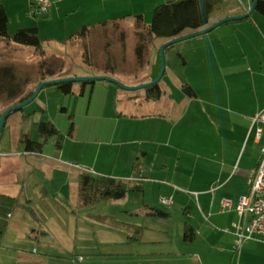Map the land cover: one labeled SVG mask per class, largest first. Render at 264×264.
<instances>
[{
	"label": "crops",
	"instance_id": "crops-1",
	"mask_svg": "<svg viewBox=\"0 0 264 264\" xmlns=\"http://www.w3.org/2000/svg\"><path fill=\"white\" fill-rule=\"evenodd\" d=\"M1 2L8 14L11 4ZM27 2L32 9L35 0ZM127 5V0H55L44 17H50L48 22L57 23L69 38L82 27H101L123 18L121 21L127 23V17L122 16L127 15ZM215 12L220 15L213 18ZM248 13L249 0H222L213 11L210 24L202 30L223 19ZM254 13L222 25H228L227 29H218L220 26L205 34L196 39L202 42L200 46L180 53L182 70L188 76L182 79L178 66L167 68L165 76L169 75V81L161 80L159 100H148L144 90L126 91L105 81L86 86L81 94V85L75 83L78 88L74 85L73 101L76 102V98L80 101L70 110L62 108L64 115L73 112L69 115L72 123L69 139L63 141L60 149L55 146L53 156L44 152L50 140L42 153H25L20 137L26 132L22 128L17 130V124L22 126L27 117L21 115L10 122V146L5 147L3 139L0 141V194L15 197L17 201L25 192L29 198L51 194L40 188L38 181L30 183L29 189L27 178L18 181L14 176L22 167L32 164L15 158L34 157L38 158L35 164L55 186L52 192L59 199H74L82 172L76 167L79 165L94 175L122 179L142 187L141 191L131 193L140 194L143 208L133 206L129 214L146 219L128 223L127 232L132 236H127L130 240L127 243L155 246L156 250L130 249L127 261L155 255L172 257L174 264H264V241H245L237 248L236 236L225 232L239 222L237 205L248 192L249 180L264 146V135L258 137V125L253 122L264 109V15ZM192 33L195 32L183 36ZM151 61L152 58L147 64ZM148 67L144 76L137 75L132 82L103 73L82 77L107 76L128 87H137L155 80V63ZM75 108H81L87 121L82 130L75 124L78 119ZM39 112L35 117L38 116L40 122L45 120L47 111ZM49 121L63 134L57 120ZM68 142L78 154L72 155L71 150L65 155ZM164 199H170L171 204L164 205ZM193 201L196 202L194 208ZM224 201H231V206L225 207ZM151 209L163 210L170 217L156 219L150 216ZM14 214L15 211L10 220ZM88 216L94 220L95 215ZM12 226L9 225L7 234L17 229L16 225ZM186 226L195 230L194 242L184 241ZM96 227H78L81 237H85L83 251L93 255L88 260L98 258L90 248L102 233ZM104 234L107 236L109 232L104 231ZM36 235L49 236L33 232L28 242ZM8 250L3 245L0 248V264H18V259ZM109 256L118 258L125 254L111 252ZM54 258L44 255L25 263L50 264ZM154 264L169 263L161 259Z\"/></svg>",
	"mask_w": 264,
	"mask_h": 264
},
{
	"label": "rangeland",
	"instance_id": "rangeland-1",
	"mask_svg": "<svg viewBox=\"0 0 264 264\" xmlns=\"http://www.w3.org/2000/svg\"><path fill=\"white\" fill-rule=\"evenodd\" d=\"M5 1L11 4L8 13L10 19L8 33L10 35H14L20 28L29 26L40 27L39 36L44 41L43 48L47 53L48 69L55 73L50 75L49 72H46V77L50 79L49 81L77 78L75 76L80 78L83 74L97 75L114 72L124 82H132L137 75L144 76L148 71V66H152L154 63L155 79L161 73L160 50L171 40L156 39L152 52L147 55L146 60L148 63V60L150 61V58H152V61L149 62V65L146 63L145 66L140 67L133 53V48H135L137 43L135 35L137 29L134 17L142 15L146 23L150 25L153 20L154 8L172 0H127V15L125 13V15H122L127 17V23L121 22L97 28L88 39L83 41H69L68 36L63 34L57 23L48 22L50 17L35 16L31 7L27 6L29 5L27 0ZM228 8L230 7L228 6ZM254 14L261 15L258 11ZM219 15L220 12H215L213 18ZM226 27L229 26L225 25L218 29H227ZM200 37H204V35L168 47L165 50L166 70L167 68L175 69L178 66L177 72L182 76V79L186 78L188 74L182 70L183 62L179 54L184 51L187 53V51H191L196 46H200L202 42L199 41L198 43L196 41ZM87 51L90 53L88 54L90 59L83 56ZM0 60L5 65H14L21 75L30 77L34 82L30 89H35L34 87L43 73L40 69L41 59L31 48L3 49ZM84 61H91V66L86 65ZM168 78V74L164 75L163 81L168 82ZM75 87L78 88V85H75ZM113 87L116 86L113 85ZM73 97V95L61 94L56 86H49L41 91L38 98L25 107L23 112L14 114L8 119L2 136L5 147L10 146L8 140L10 122L18 120L21 115L27 118L22 126L18 122L17 130L22 128L26 133L31 132L34 140L38 138L36 125L39 123L40 118L38 116L35 117V115L40 114L39 111L41 109L47 111L44 116L45 120L52 118L57 120V124L65 136L64 141L69 139L68 134L72 124L69 121V115L73 114V112L69 111L67 115H64L62 108L68 107L70 110L72 105H76L80 101L78 100L80 98H76V102H74ZM8 105L9 103L5 99H0V114L9 109ZM75 110L78 114V119L76 122L74 120V122L82 130L87 123L86 118L82 115L81 108H75ZM55 146L56 139L53 138L46 146L45 154L53 156L56 149ZM20 148L22 150V147ZM71 150V144L68 142L65 155L68 156ZM76 154H78V151L72 150V155ZM15 159L32 163L22 167L19 173L14 175L19 179L18 181L27 178L26 183L28 181L29 189L30 183L38 181L40 188L44 189L45 192L51 193L39 197L31 195L30 199L25 192L18 199V207L15 210L14 218L10 220V226L16 225L17 229L13 228L3 242V248L10 250H8L9 254L18 259V264H26L25 261L39 259L44 255L56 257V259L50 260V264H129V262L154 264L161 261V259L163 262L174 264L172 257L161 258L162 256L157 257L155 255L147 258L135 257L132 261H127L126 255L130 249H135L136 251L156 250L155 246L144 245L141 247L127 243L130 241L127 236L129 237L132 234L127 232L128 223L131 220L142 221L146 219L145 217L131 216L129 214V210L133 206L143 208L139 193H131L129 198L120 201H108L94 207L81 208L78 206L77 192L74 199L65 200L59 199L52 192L55 186H52L47 177L48 175L40 169L39 165L35 164L38 158L24 157L22 160H19L20 158ZM191 206L193 208L196 207V202L193 201ZM88 214L95 215L94 220ZM81 225H95L97 229L102 231V233L100 232L99 243L95 242L90 247L94 254L98 255L97 259L88 260L90 259L89 256L93 255L87 254L89 253L87 251L85 253L82 249L85 237H81L78 232V227ZM104 231H108L109 235L106 236ZM33 232L48 233L49 236L45 238L36 235V238H33L32 242L29 243V237L32 236ZM111 252L125 254L126 257H111L109 256Z\"/></svg>",
	"mask_w": 264,
	"mask_h": 264
},
{
	"label": "trees",
	"instance_id": "trees-1",
	"mask_svg": "<svg viewBox=\"0 0 264 264\" xmlns=\"http://www.w3.org/2000/svg\"><path fill=\"white\" fill-rule=\"evenodd\" d=\"M0 0V59L3 47L8 48L23 47L31 48L41 59L40 69L42 77L36 83L35 89L45 81H48L46 72L54 75L53 71L48 69L46 61L47 53L43 48L44 41L39 36L37 26L20 28L14 35L8 33L10 19L3 3ZM222 3V0H172L166 4L157 6L153 10V20L150 25L145 23L142 15L135 16V27L137 43L135 46V56L140 67L146 65L147 55L153 49L156 39L172 40L183 36L187 32H197L210 24V19L215 8ZM33 5V4H32ZM256 11L264 15V0H259ZM115 21L111 24H119ZM109 24V25H111ZM103 24L101 27H105ZM100 27H82L72 34L69 41H83L88 39L95 29ZM88 51L83 56L90 59ZM86 65L91 66V61H84ZM107 75H115L114 72H107ZM49 75V76H50ZM161 82V81H160ZM160 82L144 91L148 100H159L162 96ZM81 85V94L86 86H93L95 83H79ZM34 85L33 80L27 75H21L14 65H5L0 60V99H5L9 107L19 105L30 99L35 89H30ZM75 83H62L56 86L63 95H72L74 93ZM47 88V87H46ZM44 88V89H46ZM24 109L9 114L8 119ZM2 114H0L1 118ZM37 139L34 140L30 133H23L20 137V143L24 146L25 153H42L45 144L55 138L56 147L59 149L63 145L64 136L58 128L49 120H41L37 125ZM2 131L0 141L2 139ZM139 185H130L127 181L117 178L97 176L91 172L82 171L78 176V205L81 208H90L103 202L120 201L127 197L131 192L141 191ZM17 198L0 194V248L3 245L5 236L10 225V216L17 207ZM150 216L156 219H168L170 215L163 210L151 209ZM196 237L195 230L191 226H186L184 231V241L194 242Z\"/></svg>",
	"mask_w": 264,
	"mask_h": 264
},
{
	"label": "built area",
	"instance_id": "built-area-1",
	"mask_svg": "<svg viewBox=\"0 0 264 264\" xmlns=\"http://www.w3.org/2000/svg\"><path fill=\"white\" fill-rule=\"evenodd\" d=\"M55 0H35L32 12L35 16H44L52 9ZM257 124V135H264V109L253 118ZM82 171L89 169L76 165ZM164 205H170V199L163 200ZM231 201H224L225 207L231 206ZM239 222L233 228L225 229L227 233H233L237 239V248L245 241H264V146L261 149V157L256 169L249 180V189L245 196L241 197L237 205Z\"/></svg>",
	"mask_w": 264,
	"mask_h": 264
},
{
	"label": "water",
	"instance_id": "water-1",
	"mask_svg": "<svg viewBox=\"0 0 264 264\" xmlns=\"http://www.w3.org/2000/svg\"><path fill=\"white\" fill-rule=\"evenodd\" d=\"M259 0H249V13L245 16H241V17H230V18H226L223 19L221 21H219L218 23L214 24L213 26L201 30V31H197L195 33L189 34V35H185L182 37H178L175 39H172L171 41H169L167 44H165L161 50H160V57H161V73L159 75V77L157 79H155L154 81L147 83V84H143L141 86H137V87H128L124 84H122L121 82H119L118 80L112 78V77H107V76H101V77H80V78H65V79H59V80H54V81H45L42 84H40L37 89L35 90L33 96L28 99L27 101L13 106L9 109H7L1 116L0 118V137L2 134V131L4 129L5 126V122L9 116L10 113L15 112V111H19L24 109L25 107H27L28 105H30L31 103H33L39 96V94L41 93V91L44 90V88L49 87V86H57L59 84L62 83H86V82H100V81H105V82H109L111 84L116 85L117 87L126 90V91H137V90H145L146 88H149L155 84H158L164 77L165 72H166V63H165V50L172 46L175 45L177 43L198 37V36H202L205 34L210 33L211 31L217 29L218 27L229 23V22H233V21H237V20H242L245 19L249 16H251L255 11H256V6Z\"/></svg>",
	"mask_w": 264,
	"mask_h": 264
}]
</instances>
